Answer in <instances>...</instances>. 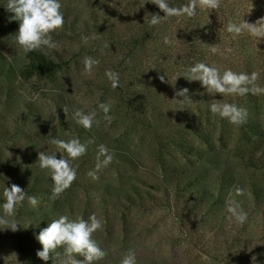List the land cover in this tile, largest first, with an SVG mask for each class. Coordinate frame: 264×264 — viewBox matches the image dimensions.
<instances>
[{"label": "rangeland", "instance_id": "1", "mask_svg": "<svg viewBox=\"0 0 264 264\" xmlns=\"http://www.w3.org/2000/svg\"><path fill=\"white\" fill-rule=\"evenodd\" d=\"M6 4L0 0V193L16 184L39 204L24 202L18 231L0 230V264H53L36 255V235L61 214L92 213L104 225L94 233L107 252L98 264H120L129 250L137 264H264V94L210 96L198 81L175 80L205 62L221 72H259L264 87V39L226 31L229 22H264V0H221L217 10L162 18L154 27L147 21L164 13L151 0H62L65 24L53 34L60 48L47 54L60 66L31 77L22 75L29 59ZM85 57L99 60L91 74ZM108 70L119 73L120 87H111ZM183 87L189 103L175 96ZM101 102L111 105V123L102 112L91 130L75 123L76 109ZM224 102L244 108L246 121L234 125L209 112V104ZM54 137L88 144L74 162L77 179L55 200L38 161L40 151L55 150ZM100 144L114 159L93 179ZM237 188L245 194L235 197ZM233 198L248 213L243 226L228 219ZM57 252L63 264V249Z\"/></svg>", "mask_w": 264, "mask_h": 264}, {"label": "clouds", "instance_id": "2", "mask_svg": "<svg viewBox=\"0 0 264 264\" xmlns=\"http://www.w3.org/2000/svg\"><path fill=\"white\" fill-rule=\"evenodd\" d=\"M151 3L157 5L164 13L163 15L153 14L147 21L149 26L153 27L162 23V18L182 16L193 18L197 16L200 8L212 11L221 6V0H188L187 3L180 6H176L173 0H151ZM6 8L13 13L9 17V22H18L15 42L22 49L23 54L40 51L47 55L53 50H59L60 45L53 39V34L60 32L65 24L62 0H7ZM245 29L258 40L264 39V22L254 24L229 22L226 27V31L233 36L241 35ZM163 42L171 43L167 36L164 37ZM104 47L110 48V45L105 44ZM210 51L217 54L220 49L212 47ZM230 51L231 49L225 50V52ZM83 64L84 71L91 74L94 67L99 64V60L85 57ZM106 76L113 89L120 87L118 72L108 70ZM179 77H184L190 83L198 81L210 96L216 94L221 96L264 94V87L256 83L260 78V73L255 71L251 73L236 72L229 68L221 72L219 68L205 62H195L189 65L183 74L176 76L175 80L177 81ZM160 80L170 83L168 77L165 81L163 75L160 76ZM171 85L175 88V85L172 83ZM175 96L181 98L177 100L182 104L192 100L187 87L175 89ZM208 110L234 125L243 124L247 118L246 110L234 103H212L208 105ZM100 112L103 113V119L111 123V105L106 102L99 103L90 111L76 109L73 119L78 126L85 130H91L94 125H99ZM50 143L56 146L55 150L51 153L40 151L38 161L39 167L47 170L50 175L53 184L51 198L55 200L59 199L61 194L69 189L77 179L78 166H74V162L87 154L88 144L82 142L79 137L67 140L54 137ZM57 153L60 154L59 158H57ZM113 159L114 154L109 151L106 145H98L97 162L88 175L93 179H99L100 171L112 164ZM244 194L243 188L235 190V197H241ZM26 200L33 207L39 204L36 196L28 195L25 189L19 185L12 184L10 187L3 188L0 193V230L9 229L12 232L19 230L21 224L17 215ZM226 207L229 220H234L241 226L247 223L248 213L243 209L239 200L233 198ZM103 227L101 219L95 213L90 214L87 218L82 215L72 218L67 214H61L52 219L47 227L41 229L36 235V239L42 245V249H38L36 255L44 262L52 259L53 264H56L54 257L60 255L57 249L62 248L66 257L63 264H98L106 257L107 252L94 238V233L102 230ZM120 264H137L135 253L129 250L121 259Z\"/></svg>", "mask_w": 264, "mask_h": 264}, {"label": "trees", "instance_id": "3", "mask_svg": "<svg viewBox=\"0 0 264 264\" xmlns=\"http://www.w3.org/2000/svg\"><path fill=\"white\" fill-rule=\"evenodd\" d=\"M29 63L26 69L22 72L25 77L38 76H51L56 71V67L60 64L52 58L45 55L40 51H33L27 54Z\"/></svg>", "mask_w": 264, "mask_h": 264}]
</instances>
